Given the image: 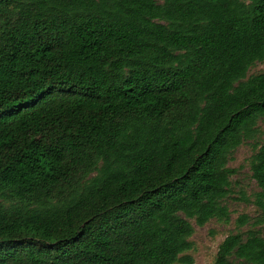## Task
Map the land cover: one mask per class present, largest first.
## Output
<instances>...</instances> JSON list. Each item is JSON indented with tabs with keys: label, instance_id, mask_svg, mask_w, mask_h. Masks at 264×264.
<instances>
[{
	"label": "trees",
	"instance_id": "16d2710c",
	"mask_svg": "<svg viewBox=\"0 0 264 264\" xmlns=\"http://www.w3.org/2000/svg\"><path fill=\"white\" fill-rule=\"evenodd\" d=\"M263 59L264 0H0V264H192L194 224L229 221ZM237 239L220 251L264 264V236Z\"/></svg>",
	"mask_w": 264,
	"mask_h": 264
},
{
	"label": "rangeland",
	"instance_id": "374dc122",
	"mask_svg": "<svg viewBox=\"0 0 264 264\" xmlns=\"http://www.w3.org/2000/svg\"><path fill=\"white\" fill-rule=\"evenodd\" d=\"M264 71V59L256 62L249 70L248 75ZM172 109L165 113L164 117H169ZM47 114L42 112L39 120L35 121V127L31 133L37 138H46L47 135L57 132L60 123L57 118L53 117L50 121L45 118ZM37 130V133L35 131ZM147 138V137H146ZM146 138L139 140L142 144L146 143ZM264 142V118L258 122V133L254 139L244 141L238 146L228 162L229 167L235 169L231 176L230 194L224 200L229 210V221L221 222L211 219L203 226L194 224V233L190 237L193 247L186 252L192 259V264H244L242 259L235 254V247L224 253L220 251V244L228 236H237L238 242H243L248 231H258L264 236V211L254 204V194L258 191L256 181L252 177L251 156L256 151L254 145H260ZM67 166H75V162L69 160ZM57 185L53 189L48 200L56 193ZM7 208L10 203H1ZM246 215L247 221L241 224L239 216ZM175 264H183L176 262Z\"/></svg>",
	"mask_w": 264,
	"mask_h": 264
}]
</instances>
